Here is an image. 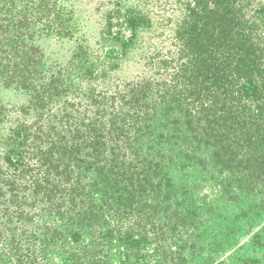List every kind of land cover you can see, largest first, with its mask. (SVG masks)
I'll use <instances>...</instances> for the list:
<instances>
[{"label": "trees", "instance_id": "1", "mask_svg": "<svg viewBox=\"0 0 264 264\" xmlns=\"http://www.w3.org/2000/svg\"><path fill=\"white\" fill-rule=\"evenodd\" d=\"M76 1L0 0V264H264V0Z\"/></svg>", "mask_w": 264, "mask_h": 264}, {"label": "rangeland", "instance_id": "2", "mask_svg": "<svg viewBox=\"0 0 264 264\" xmlns=\"http://www.w3.org/2000/svg\"><path fill=\"white\" fill-rule=\"evenodd\" d=\"M134 3L135 0H77L76 1V10L82 11L84 15H82V20H80V23L82 24L81 31H84L87 38H90L91 40L96 41L98 37V32L100 31L99 23L102 21V17L105 14V11L114 9L117 7V5L124 6L126 3ZM145 0L143 1V3ZM131 73L133 72V69H131ZM264 224V222L262 223ZM260 229V226H257L254 231H258ZM246 241V238L240 239L238 241V244H234L232 248L228 249L226 253H224V257H229V255L233 252V249L235 246H238ZM228 261H230L228 259Z\"/></svg>", "mask_w": 264, "mask_h": 264}]
</instances>
